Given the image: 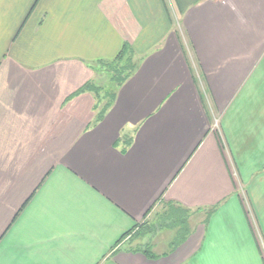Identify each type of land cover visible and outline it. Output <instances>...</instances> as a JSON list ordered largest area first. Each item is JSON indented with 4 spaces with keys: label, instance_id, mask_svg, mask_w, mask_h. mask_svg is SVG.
<instances>
[{
    "label": "crops",
    "instance_id": "0c3cea01",
    "mask_svg": "<svg viewBox=\"0 0 264 264\" xmlns=\"http://www.w3.org/2000/svg\"><path fill=\"white\" fill-rule=\"evenodd\" d=\"M0 264H264V0H0Z\"/></svg>",
    "mask_w": 264,
    "mask_h": 264
},
{
    "label": "trees",
    "instance_id": "16d2710c",
    "mask_svg": "<svg viewBox=\"0 0 264 264\" xmlns=\"http://www.w3.org/2000/svg\"><path fill=\"white\" fill-rule=\"evenodd\" d=\"M141 57H138L133 52V48L129 45L128 42H123V45L119 52L110 60H99L95 63L91 64L93 70L97 71L99 67L107 65L112 67L113 75L111 76V87H107L106 89L97 84L93 79L87 80L81 87L76 89L72 94H78L83 91H89L93 94L95 102H94V110H95V121L100 120L108 107L111 105L115 94L116 89L119 87L125 79H127L136 69L138 62ZM71 94V95H72ZM72 95V96H73ZM71 96V97H72ZM130 140H127L126 143H129ZM168 205L170 204L167 202ZM213 207L208 208V212ZM188 214H185L184 209H181L178 205L177 207H173L172 204L169 205V209L165 211L160 216L159 225L157 228L177 225V245L185 238L187 234V218ZM149 223L145 221V223L139 224L137 229L134 231V228L127 231L123 234V237L127 234H131V236H140L145 233L146 226ZM153 225V224H152ZM157 225V224H156ZM156 225H153L154 227ZM120 240V239H119ZM148 244H145L144 247L132 248V251H141L148 256H154L151 254L150 247Z\"/></svg>",
    "mask_w": 264,
    "mask_h": 264
},
{
    "label": "rangeland",
    "instance_id": "374dc122",
    "mask_svg": "<svg viewBox=\"0 0 264 264\" xmlns=\"http://www.w3.org/2000/svg\"><path fill=\"white\" fill-rule=\"evenodd\" d=\"M174 21L176 22V28L178 29L179 28V20L178 19H174ZM112 75H113L112 67L104 65V66L99 67L98 70L95 71V75H94V77L92 79L97 84L101 85L103 87V89L104 88L106 89L107 87H111L110 79H111ZM191 217H194V214H192ZM195 218H199V217H195ZM166 231H168V230H166ZM167 233L169 234V235H166L167 237L172 235L169 232H167ZM161 236L163 237V235H161L160 233H158L156 235L154 234V235H152V237L150 239L153 238V241H154L155 239H159V237H161ZM136 241H138V240L134 239V241L131 242V245L132 246H144V244L143 245H139V243H137ZM152 250L158 252L159 249L156 246H153ZM161 250H164V249H161Z\"/></svg>",
    "mask_w": 264,
    "mask_h": 264
}]
</instances>
